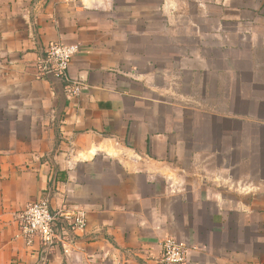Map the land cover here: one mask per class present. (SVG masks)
Masks as SVG:
<instances>
[{"label":"crops","instance_id":"1","mask_svg":"<svg viewBox=\"0 0 264 264\" xmlns=\"http://www.w3.org/2000/svg\"><path fill=\"white\" fill-rule=\"evenodd\" d=\"M41 199L88 215L48 264H264V0H0V264Z\"/></svg>","mask_w":264,"mask_h":264},{"label":"built area","instance_id":"2","mask_svg":"<svg viewBox=\"0 0 264 264\" xmlns=\"http://www.w3.org/2000/svg\"><path fill=\"white\" fill-rule=\"evenodd\" d=\"M81 52L79 45L52 44L41 62V73L60 77L71 96H80L81 82L71 78L72 60ZM19 236L27 248L38 247V264H48L57 255H67L79 237L86 232V210L63 203L53 210L47 199L28 204L16 215ZM160 264H187L189 248L183 242L169 238L161 244Z\"/></svg>","mask_w":264,"mask_h":264}]
</instances>
